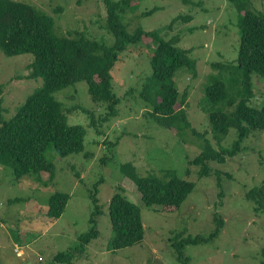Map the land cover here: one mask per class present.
<instances>
[{
  "label": "rangeland",
  "instance_id": "374dc122",
  "mask_svg": "<svg viewBox=\"0 0 264 264\" xmlns=\"http://www.w3.org/2000/svg\"><path fill=\"white\" fill-rule=\"evenodd\" d=\"M11 1L28 4L52 17L56 35L79 31L102 41L106 36L107 46L113 43L112 36L98 26L87 29L98 16L105 17L101 0ZM236 3L138 0L124 17L129 27L158 31L164 40L177 36L178 48L192 50L189 56L196 62V75L180 70L173 80L179 94L186 96L184 110L192 128L198 133L207 131L206 138L215 149L216 139L212 140L208 116L199 101L204 98L210 76L217 73L211 65L233 64L237 58L242 13ZM241 4L245 9H251V5L264 15V0H240ZM59 8L61 12L57 13L55 9ZM179 16L191 19L178 20L171 31L166 30ZM155 47V42L144 39L120 54L112 76L113 91L121 103L117 116L106 122H98L105 108L92 101L83 82L56 92L63 109L72 110L68 125L82 126L86 135L79 153L59 157L52 147L47 150L45 156L54 165L52 180L49 173L38 172L15 181L12 167L0 165V264H51L59 253H73L71 261L63 264H260L264 207L256 211L255 203L245 195L264 187V130L252 131L233 158L224 164L210 163L211 175L200 178V166L190 161L199 155L201 143L196 141L198 147L190 133L182 138L159 125L152 116L153 104L139 97L152 74L150 57ZM33 60L30 54L8 57L0 51V107L8 112L2 113L7 119L42 85L41 79L26 78ZM253 86L255 96L249 104L262 107L264 81L254 78ZM89 113L94 114L96 127L90 125ZM236 138V130L231 128L220 146L230 148ZM124 166H131L140 177L151 174L166 179L169 174L192 182L194 189L179 208L147 207L134 181L123 172ZM96 189L98 236L83 252H75L79 237L90 229L94 210L91 195ZM55 193L70 198L61 217L51 220L47 216L48 202ZM116 193L140 209L144 238L137 245L113 251L108 207ZM214 214L223 220L217 238L186 246L183 254L187 263L177 259L169 239L180 232L183 238L209 236L215 229Z\"/></svg>",
  "mask_w": 264,
  "mask_h": 264
},
{
  "label": "trees",
  "instance_id": "16d2710c",
  "mask_svg": "<svg viewBox=\"0 0 264 264\" xmlns=\"http://www.w3.org/2000/svg\"><path fill=\"white\" fill-rule=\"evenodd\" d=\"M229 1L238 2L236 4L242 13L237 58L233 64L211 65L217 73L210 76L204 98L199 101L202 111L208 116L212 140L216 139L215 149L206 138L207 131L198 133L192 128L184 110L186 96L179 94L173 80L180 70L191 72L193 77L196 75V62L189 56L192 50L178 48L177 36L164 40L158 31L145 32L135 25L129 27L124 19L125 13L138 0H101L105 17L98 16V20H94L87 29L98 26L100 30L107 31L113 38L110 46L105 44L106 36L102 41L97 40V36L89 38L87 33L79 31L56 35L52 17L22 2L0 0V51L8 57L33 55L34 60L29 65L31 71L26 78L42 80V85L27 97L13 116L10 115L12 117H4L2 113L8 112L0 107V165L12 167L15 181L38 172L49 173L52 180L54 165L45 156L47 150L52 147L59 157L79 153L83 151L86 135L82 126L68 125L67 116L72 110L63 109L62 103L55 97L56 92L83 82L92 101L105 108L98 122L116 117L121 101L113 91L112 72L120 54L130 45L135 46L145 39L155 42L156 47L150 57L152 74L142 87L140 85L139 97L153 104L152 116L156 117L159 125L182 138L190 133L196 145V141L201 143L200 147L197 145L199 155L190 164L200 166V178L211 175L210 163L224 164L226 159L236 155L243 140L252 131L264 130V106L249 104L255 96L254 78L264 81V15L251 5L253 11L245 9L240 0ZM56 9L57 13L61 12L60 8ZM190 19L179 16L165 29L171 31L174 22ZM260 96L264 98V93ZM89 117L90 125L96 127L94 114L89 113ZM231 128L236 130L237 138L230 148H223L220 142ZM122 170L134 181L141 201L147 207L179 208L194 189L192 182L170 177L169 174H166V179H160L151 174L140 177L131 166H124ZM76 176L79 177V174ZM96 196L97 189L91 195L94 210L89 219L90 229L79 237V248L75 252H83L98 236L96 217L100 215V210ZM245 197L255 203L256 211L264 207L263 186L249 190ZM69 198L64 193L53 194L48 202L47 216L51 220L59 219ZM108 216L112 229L111 250L141 243L144 230L141 212L136 205L116 193L109 203ZM213 220L215 229L207 237L183 238V232H180L169 239L177 259L187 263L188 259L183 254L186 246L204 244L217 238L223 220L217 214H214ZM72 257L73 253H59L51 264L69 263ZM260 264H264V247L261 249Z\"/></svg>",
  "mask_w": 264,
  "mask_h": 264
}]
</instances>
